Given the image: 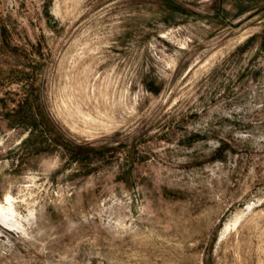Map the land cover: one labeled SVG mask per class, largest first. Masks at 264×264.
Listing matches in <instances>:
<instances>
[{
    "label": "rangeland",
    "instance_id": "obj_1",
    "mask_svg": "<svg viewBox=\"0 0 264 264\" xmlns=\"http://www.w3.org/2000/svg\"><path fill=\"white\" fill-rule=\"evenodd\" d=\"M0 206V264H264V0H0Z\"/></svg>",
    "mask_w": 264,
    "mask_h": 264
},
{
    "label": "bare ground",
    "instance_id": "obj_2",
    "mask_svg": "<svg viewBox=\"0 0 264 264\" xmlns=\"http://www.w3.org/2000/svg\"><path fill=\"white\" fill-rule=\"evenodd\" d=\"M11 214H13V210L10 207L0 206V215H2V216H8V215H11Z\"/></svg>",
    "mask_w": 264,
    "mask_h": 264
}]
</instances>
